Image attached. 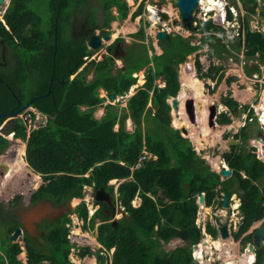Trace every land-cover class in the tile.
Here are the masks:
<instances>
[{"label":"trees","instance_id":"1","mask_svg":"<svg viewBox=\"0 0 264 264\" xmlns=\"http://www.w3.org/2000/svg\"><path fill=\"white\" fill-rule=\"evenodd\" d=\"M39 1L52 10L45 26L49 27L47 32L40 29L42 22L35 8ZM241 1L243 5H249ZM98 4L103 19L101 25H97L94 14L89 11L92 8L89 0L8 2L0 22V40L6 50L3 57L6 66L0 64V113L16 110L28 101L45 119V124L33 130L27 139L25 162L36 174L46 177L48 185L43 187L42 195L49 189L48 199L56 205L81 199L83 187L91 185L94 191L103 189L112 198L113 186L108 184L109 181L123 180L116 190V201L124 212L123 217L108 222L97 210L88 221V227L94 229L95 219H100V224L96 226V241L106 251L112 250L109 264H198L191 257V249L202 239L200 226L197 227L194 222L198 210L197 198L201 194L204 195L205 206L214 209L221 207L222 193L229 197L232 194L238 196L241 222L237 230L231 232L235 241L254 222L264 218L263 193L256 186V182L264 178V164L254 154L243 153L242 148L231 146L228 152L222 154L231 175L221 181L219 175L210 171L205 161L196 155L179 130L169 127L170 107L166 99L175 97L179 90L178 64L205 42L219 59L223 58L222 53L227 54L228 51L211 35L204 36L198 47L191 46L188 39L174 36L172 38L177 39V44L180 43L178 48L171 46L170 49H164L162 41H158L162 49L160 55L148 57L144 51L141 61L124 59L123 69L116 70V75H112V45L107 47L108 56L97 62L92 60L88 67L77 72L91 56L86 45L88 37L96 30L104 32L103 29L108 28L112 21L125 20L128 14L124 0H98ZM82 8H86V12ZM112 8L115 9L116 17L110 14ZM72 9L75 12L71 16L64 13ZM79 12L88 16L82 21V24L85 23L84 30L72 34V38H66L64 32L67 24L64 17L71 20ZM253 12L251 8L248 13ZM139 13L140 10H135L131 19ZM227 17L231 19L228 9ZM244 28L245 57L249 60L258 59L264 64L263 35L248 31L246 25ZM217 29L210 20L198 21L196 24V32L199 33H212ZM142 32L143 29H140L138 34L141 38ZM103 34L106 35L100 33V36ZM10 53L12 59H9ZM150 63L153 68L148 66ZM145 66L144 83L127 100L125 108L118 110L110 104L103 106L104 99L99 98L98 90L114 97L123 96L135 84L132 74ZM195 68L199 80L217 78V83L223 77L222 73L218 77L212 75L220 70L218 65H211L203 72L196 60ZM88 71L93 72V79L85 82L83 74ZM36 72L39 78L33 80ZM72 75L75 76L70 79ZM156 78H161L163 88L154 85ZM31 80L37 83L34 92ZM50 80L52 84L49 87ZM232 80L236 78L229 77L227 82ZM48 90V96L33 100ZM148 102L155 108L157 116L152 117L150 127L143 133L140 126L148 120L147 116L151 112L147 109ZM221 102L229 113L238 115V103L230 96H225ZM97 108L104 109V114L98 119L93 115ZM248 113L246 120H255L251 109ZM5 119L0 118V125ZM127 120L134 125L132 133L125 128ZM230 121L226 113H221L216 119L219 125H227ZM8 131L25 138L21 120L14 122ZM250 136L246 129H241L234 138L246 139ZM0 140V145L7 144L6 140ZM143 149L156 161L146 159L140 168L130 170ZM21 163L19 159L18 165ZM19 173L30 181L32 188L40 183L36 177L31 179L26 175L25 166L19 169ZM135 198L140 199L136 207L131 203ZM100 205L101 210L108 207L104 203ZM77 216L85 226L87 212L84 207ZM67 222L61 219L52 225L45 223L42 227L47 233L46 251L39 250L32 239L24 240L26 264H71L67 259L71 249L66 239ZM206 228L211 237H216L212 227L208 225ZM12 231L7 228V233L11 234ZM5 240L6 243H0V264H21L16 259L20 247L9 245V234ZM174 240H179V247L169 246ZM250 241L251 234L244 236L240 242L242 248ZM87 254L90 255L87 248L81 250V256ZM255 257L254 264H262L264 248L257 250Z\"/></svg>","mask_w":264,"mask_h":264},{"label":"rangeland","instance_id":"2","mask_svg":"<svg viewBox=\"0 0 264 264\" xmlns=\"http://www.w3.org/2000/svg\"><path fill=\"white\" fill-rule=\"evenodd\" d=\"M10 0H3V3L0 4V10L5 9L7 7L8 2ZM125 1V0H124ZM175 0H128V6L130 9H128L127 18L125 21H114L111 22L110 28H104L101 33H109L111 35V41H105L104 45L97 48V50H88L91 52V56L85 60V64L81 67V71L84 67H88L90 65V62L92 60L99 61L102 60L104 56H108V50L107 47L112 45V62H113V69H112V75H116V70L123 69L124 66V59L121 57L124 53H127L126 59L129 61H141L144 58L143 52L144 50L147 51L148 57H150L152 54L159 55L160 49L159 45L156 41V30H160L165 26L167 29L164 31L166 34H169L170 36H179L182 39H188L190 42V45L192 46H199L204 36H214L216 40H218V43L225 46V49L228 51L227 54L222 53L223 58L219 59L216 56L212 54V49L209 46L207 42L204 43V45L201 48H198L197 50H194L191 55L186 57L184 63L182 65L177 66L176 71L178 72V79L180 81L181 78V84L182 85V75L184 73L186 74H193V76L197 77L196 74V68H195V62L196 60L199 62L200 66L202 67V71L206 72L211 65H218L220 66V70L217 73H214L215 77H218L221 73L223 74V77L220 81L216 83V79L211 80L208 78H204L199 80L202 85V92L204 95L208 96L207 99L209 103L207 105H210L211 103H214L219 106L218 109H220V113L226 111V109L219 104V100L224 98L225 96L231 95L237 97L238 99V115L231 116V122L229 125H227V128L219 127L218 125L216 128L208 127L207 125V105H202L201 101H194V109H195V116H196V123L191 124L187 116L184 112V107L182 103V109H183V117H185V121H181L179 125L175 121H173L175 113L171 110L169 118L170 126L173 129H178L179 132L181 131V128L186 126L187 124L188 128L185 127L187 130V136H182L187 139L190 147L195 151L196 155L199 156L201 159L205 160V164L209 166L210 171H216L217 174L220 177V180L223 181L226 179L225 177H222L219 174V171L222 170L221 165L222 163L218 164L215 163L213 160L214 158H220L219 154L222 152L229 151L230 147L225 146V142L229 140H236L237 143L233 146L242 148L243 153H251L255 155L256 159H260L264 164V119L260 117L256 111L257 106L259 105V102L261 100V97L264 96V64L260 63L258 59L256 60H249L245 57V50H244V35L246 33V29L244 28L245 25L250 32L260 33L264 37V0H252V2L249 0H243L245 3L249 4L248 6L243 5L241 0H216L219 4L216 7L217 10L215 11H207L206 15H203V11L205 10V7H201V9H196L194 15H193V25L196 26L198 21L203 20H210L213 25H215L218 29L214 30L212 33H199V32H190L186 29L185 25L181 23V20L179 18L178 11L174 4ZM221 1V2H219ZM91 3V10L95 16V22L97 25H101L102 23V13L100 6L98 4V0H89ZM126 3V2H125ZM254 3V5L252 4ZM222 5V6H221ZM36 6V5H35ZM226 6V8H229L230 12H232L231 19L229 20L228 17L224 18L223 14V7ZM34 8V5H33ZM36 12L39 14L40 17V29L42 32H47L49 30V27H45L46 23L50 20V16L52 15V10L48 9L45 4L41 3L39 1V4L37 5ZM136 9L140 10L139 17H136L135 19H130V16L132 15L133 11ZM253 9V13H248L249 9ZM146 9L153 10L154 15L156 17L151 20L147 21L148 17H152V14H149ZM83 12H86V8L81 9ZM247 10V11H246ZM75 12V9L70 10L69 12L64 11V13L69 14L70 16ZM3 12L0 14V20L2 18ZM116 17L115 9H111V13ZM220 16L222 18H220ZM84 14L77 13L75 18L73 17L71 20L64 17L65 23L67 24V30H65L64 35L66 38H72V34H77L78 31H83L85 27V23L83 21V18L85 19ZM139 21H138V20ZM136 21V23H134ZM222 21V22H221ZM135 24L136 31L134 33L126 34L128 29H130L131 25ZM144 24V25H143ZM124 26V27H123ZM130 26V27H129ZM129 27V28H128ZM154 27V28H153ZM123 28V29H122ZM140 29H143V37L141 38L138 34L140 33ZM120 31H123V35H120ZM135 37L131 36L133 34H136ZM100 34V32H99ZM168 37V36H167ZM165 38L161 40L163 48L164 49H170L171 46H175V48H178L180 43L177 44L176 38ZM112 38H116V40L112 41ZM216 40L212 39L213 42H216ZM123 43V44H122ZM122 44V45H121ZM118 45L119 49L114 52L115 46ZM232 47L238 48V50H234ZM181 48V47H180ZM151 49V51H148ZM11 53L9 54V56ZM115 55V56H114ZM35 60L37 61L36 55L33 56ZM257 57V56H256ZM12 55L9 59H12ZM4 59V58H3ZM7 59V61L9 60ZM125 59V60H126ZM0 64H2L4 67L6 66V59L5 63L1 61V55H0ZM149 67L153 68V64L150 63L148 65ZM91 67V66H90ZM89 67V69H90ZM257 67V68H256ZM147 69V66L143 67L142 70L134 74L135 78V84L134 85H140L138 84V81L141 80V84L144 82V75L145 71ZM73 76V75H72ZM71 76V77H72ZM70 77V79H72ZM84 81L88 82L93 79V72L88 71L83 74ZM229 77H234L236 80H232L230 83L227 82V79ZM39 78L38 72L34 74L33 80H36ZM31 80V89L33 88V92L37 89V83ZM161 78H156L154 81V85L162 84ZM247 89H250V91H247ZM129 90V89H128ZM187 91V90H185ZM239 91V92H238ZM241 92V94H240ZM132 90L127 91L125 95H123V99L120 97H117L118 102H110L107 100V96L104 97V104H110L112 105L113 102L115 103L113 107L115 109H122V105L127 102L129 96L131 97ZM98 95H104L102 91L98 90ZM194 95V94H193ZM191 95L184 98L183 102L190 98ZM242 97L245 99V101L239 102V100L242 99ZM242 107H246L245 110H243ZM34 108L27 107L23 109L19 115L16 117H11L9 119H5L2 124L0 125V138L3 140L8 139L9 144V138L7 136L8 130L12 128L14 122L20 120V116H23L24 111ZM98 109L103 108H97L93 115L95 118H100V111H97ZM251 109V112L253 113L252 117H255V120L252 121L246 120V117H249V110ZM104 110V109H103ZM205 114V124L203 125L200 120L201 112ZM218 116V115H217ZM176 117H180L179 115H176ZM164 117H162L163 119ZM218 118V117H217ZM216 118V119H217ZM152 117H149L147 121L142 122L140 129L145 131L147 127H150ZM262 120V121H260ZM20 122V121H19ZM20 124V123H18ZM184 125V126H182ZM21 126V125H20ZM206 127L209 129V134L206 136L203 133V129ZM125 128L127 131L132 133L134 131V125L130 120L126 121ZM116 129V128H115ZM241 129H246L247 133L250 134V138H238L235 139L234 135L238 134ZM27 133V132H26ZM31 133V132H30ZM194 134L193 137L191 135ZM30 135V134H29ZM27 134V139L29 137ZM222 135H228V140H224ZM142 136V135H141ZM206 136V137H205ZM230 136V137H229ZM143 137V136H142ZM193 139H196L193 140ZM26 140V139H25ZM1 141V140H0ZM143 144V139H142ZM10 145V144H9ZM1 146V145H0ZM239 150V148H238ZM143 151L139 155L136 162H138L141 157H143ZM148 154V157L150 158L152 162L156 161V158L149 154V152H145ZM25 152L23 151L21 153V157L24 156ZM261 154V155H259ZM9 153L6 152V148L0 149V157L2 158H8ZM11 158V157H10ZM208 160V161H207ZM16 161V160H15ZM222 161V160H221ZM135 162V163H136ZM12 166L13 160L10 161ZM134 163V164H135ZM211 163H214L217 167L212 166ZM23 163L18 165V162L14 165L15 167L10 169L8 176H12L9 178L4 186L6 188L0 189V243H6V237L7 234V228L12 229V227H16L18 225V217L17 214L19 211H25V210H33L34 213L42 212L44 210V203L46 202L45 198L42 195L43 190H39V193H36L38 191V188L41 187V189L46 187L48 183H46V180L43 181V179L40 177V182L38 187L32 188L30 181L27 180V182H21L24 178L23 174L21 176L19 172V169L23 166ZM122 164V163H121ZM133 167V166H132ZM216 168V169H214ZM242 177L244 178V174L241 173ZM88 176V173L86 177ZM113 184V183H111ZM93 186V185H92ZM92 186H89L87 189H85L83 193V197L81 199H77L75 202L71 200L70 202H67V205L69 207V211L63 213L61 216L62 221L67 222L65 227L68 230L67 234V241L71 245V249L68 252V262L71 264H109L111 259V253L112 250L106 251L104 248H102L96 241V226L100 224V219H95L94 229H90L88 227V221L92 217V215L99 210L100 215L104 218V220H107L108 222H113L116 220H119L123 217V211L119 207L116 196L113 194V197L110 198L108 195L107 200H104L102 197H100V200L96 199V192H94L91 188ZM116 186V185H115ZM256 186L259 188L263 198H264V178L260 179L258 182H256ZM32 189V190H30ZM5 191V193H4ZM30 194V196L34 197L33 201L35 204L33 206L32 202H28L21 199V196ZM41 192V193H40ZM4 193V194H3ZM103 193H106L103 190ZM27 194V195H28ZM223 194V193H222ZM102 196V194H101ZM105 196V195H104ZM234 200L230 202V205L228 208H222L221 207H210L213 210L206 209L205 207H201V210H198L197 217L195 218V224L196 226L203 224L207 227L208 225L212 227L216 231V237H211L209 233L207 232V228H200L201 234L204 235V238L201 239L200 245L204 246V242L208 241V249H206V246H204V252L202 253L201 258L199 259L200 264H243L241 260L242 255L247 250V245L242 248V244L240 243L244 236L247 235L249 229L246 233H244L242 236L239 237L238 240H233L231 237V232L237 230V226L240 224V212L237 210V207H239L240 200L238 196L235 194ZM236 199V200H235ZM138 200V199H137ZM136 199L132 201V206H137ZM239 201V202H238ZM99 205H98V204ZM106 204L108 206L107 208H103L101 210L100 204ZM50 205V204H49ZM86 209L87 212V220L84 226V223L80 219H78V211H81L83 207ZM203 206V205H201ZM233 206V207H232ZM109 208V209H108ZM234 210H237V212H234ZM203 212V213H202ZM202 213V214H201ZM202 219V220H201ZM229 219H232L233 224L238 222L235 226L232 224V222L228 223ZM264 220V219H263ZM261 220V221H263ZM225 223V224H224ZM223 225L228 226L229 230V237L225 240H230L234 242L233 246H230L228 248L220 247L218 244L220 242H223L218 233V229ZM254 227V225H252ZM75 230V231H73ZM74 232L76 234H74ZM46 236L47 233H44V236L41 240L37 241L36 247L39 248L41 251H46ZM31 239L28 236H25L23 239H18L15 242H9V245H16L17 247H20V252L16 255V259L21 262V264H26V250L21 249V247L24 246V240ZM206 239V240H205ZM213 244V245H212ZM170 247H179L180 242L179 240H174L169 243ZM87 248L89 250V254L85 256H81V250ZM264 248V246L262 247ZM209 252V253H208ZM256 253V252H255ZM192 259H194V253L192 254ZM107 259V261H106ZM92 260V262L90 261ZM195 260V259H194ZM255 261V259H254ZM109 262V263H108ZM251 263V261H249ZM254 263V262H253ZM42 264H49L48 262H44ZM264 264V259L263 263Z\"/></svg>","mask_w":264,"mask_h":264},{"label":"water","instance_id":"3","mask_svg":"<svg viewBox=\"0 0 264 264\" xmlns=\"http://www.w3.org/2000/svg\"><path fill=\"white\" fill-rule=\"evenodd\" d=\"M3 3V0H0V4ZM175 7L177 8L178 14L180 16V20L183 24H185L186 29L190 32H195L196 27L193 25V12L197 7L198 0H175L174 1ZM167 37V34L164 31H160L156 35V39L158 41L163 40ZM110 39V34L105 35L102 39L99 38L98 35H91L88 37L87 40V46L92 49V50H97L98 47L102 45L103 42L108 41ZM52 81V80H51ZM51 84L49 85V87ZM50 91L48 90L43 96H37L34 98V100L48 96ZM107 99L109 102L114 101V96L111 94L107 95ZM31 102L26 103L23 107L18 108L16 110L9 111L7 113H0V118H13L16 117L23 109L29 107ZM178 103L177 100L172 99L171 100V107L172 109H176ZM184 112L188 118V121L192 124L195 123V114H194V107H193V101L191 99L185 101L184 103ZM216 116V111H215V106H211L208 109L207 113V124L208 126L215 128V117ZM181 133L183 135H187V131L183 128L181 129ZM19 139L14 140L10 145L9 144H4L0 146V149L6 148V152L9 153L8 158H2L0 157V186L4 182L5 178L8 176L9 173V166H10V161H12V158L17 155V149L15 147L16 144L19 143ZM18 142V143H17ZM237 143L236 140H229L225 142L226 147H231ZM11 157V158H10ZM219 174L225 178L230 176V171L228 169H223L219 171ZM99 194V197L97 196ZM103 196V189H100L98 192H96V199L100 200L101 195ZM107 195L103 196L102 198H107ZM46 202L44 203V212H38L34 213L33 210H29L25 212V215L27 217L26 221L24 218H21L20 220V225L21 227L25 230L28 235H31L32 231L36 229L37 224H41L42 221L45 218H49L52 220V217L55 216L54 214H63L65 212L69 211L68 205L61 204L57 208H53L48 200H45ZM49 202V203H47ZM197 202L199 205L204 204V195L201 194L197 198ZM229 207V196L224 193L223 194V201H222V208H228ZM255 229L251 233V241L249 245L247 246V251L249 253H253L255 257V252L262 248L264 246V220L259 222L258 224L255 225ZM219 237L220 239H228L229 237V232L227 230V225H222L218 229ZM21 235V229L20 227H16L12 233L9 235V240L11 242H15L17 238ZM196 246L192 247V251H195Z\"/></svg>","mask_w":264,"mask_h":264},{"label":"bare ground","instance_id":"4","mask_svg":"<svg viewBox=\"0 0 264 264\" xmlns=\"http://www.w3.org/2000/svg\"><path fill=\"white\" fill-rule=\"evenodd\" d=\"M219 2H221V1H219ZM200 4H203L204 5V7H205V9L207 10V11H215V10H217V6H218V2L216 1V0H201L200 1ZM220 5V4H219ZM222 6V5H221ZM3 12V9H1L0 10V14ZM154 28V27H153ZM181 82V78H180V81H179V83ZM142 82H141V80L140 81H138V84H141ZM181 84V83H180ZM181 90H180V92H179V96H177L178 98H177V102H178V110L177 111H174L173 113H175V116H174V119H173V121H175L176 123H177V125H179L180 124V122L181 121H184V122H186L185 121V117H183V109H182V103L184 104V102H183V100H184V98H186L187 96H189V95H191L190 96V98L191 99H193V100H195V101H198V100H200L201 101V104L202 105H204L205 103H206V100H204V99H206V96L203 94V92H202V85H201V82L195 77V76H193V74L191 75V74H186V73H184L183 75H182V85H181ZM185 90H187V91H185ZM247 91H250V89H247ZM194 94V95H193ZM220 110V109H219ZM256 111H257V113H258V115L260 116V117H262L263 119H264V96L263 97H261V100H260V102H259V105L257 106V108H256ZM176 115H179L180 117H176ZM201 117H202V119L200 120V122L204 125L205 124V114L203 113V111L201 112ZM260 121H262V120H260ZM182 126H184V125H182ZM186 127V126H185ZM209 129H207L206 127H204V129H203V133H204V135H208L209 134ZM194 136V134H192L191 135V137H193ZM205 136V137H206ZM18 143V142H17ZM15 147H16V149H17V155L16 156H14L13 158H12V160H13V163H12V166L11 167H9L10 169H12V168H14L15 166V162L17 161H19V159H20V155H21V153L23 152V145L22 144H20V143H18V144H16L15 145ZM16 160V161H15ZM215 163H217V160H216V158H215V160H213ZM214 167H217L214 163H211ZM10 165H11V163H10ZM23 166H24V164H22ZM19 173V172H18ZM21 174V173H20ZM234 197V196H233ZM236 200V199H235ZM74 202L76 201V200H73ZM239 202V201H238ZM233 207V206H232ZM206 211V210H205ZM203 213V212H202ZM201 213V214H202ZM202 220V219H201ZM73 231H75V230H73ZM76 232V231H75ZM74 232V234H76ZM206 240V239H205ZM208 241H205L204 242V246H206V249H208V243H207ZM206 243V244H205ZM213 245V244H212ZM218 246H220V244H218ZM203 251H204V248L202 247V245H200L199 243L196 245V248H195V251H194V256H195V258H201V256H202V253H203ZM246 252H247V257H246V255H242V259L243 260H241L242 262H243V264H250V262L249 261H251V262H253V260L252 259H254V255H253V253H249L247 250H246ZM209 253V252H208ZM245 258H246V260H245ZM91 262H92V260H90ZM227 264H230V263H227Z\"/></svg>","mask_w":264,"mask_h":264},{"label":"crops","instance_id":"5","mask_svg":"<svg viewBox=\"0 0 264 264\" xmlns=\"http://www.w3.org/2000/svg\"><path fill=\"white\" fill-rule=\"evenodd\" d=\"M127 18V17H126ZM131 19V18H130ZM135 19V18H134ZM126 20V19H125ZM125 20H123V21H125ZM138 20V19H137ZM115 21H119V20H115ZM139 21V20H138ZM112 22H114V21H112ZM134 23H136V21L134 22ZM111 24V23H110ZM110 24H109V28H110ZM144 25V24H143ZM185 25V24H184ZM124 27V26H123ZM130 27V26H129ZM128 27V28H129ZM186 27V26H185ZM123 29V28H122ZM136 31V26H135V24H132L131 25V27H130V29H128V31H127V33L126 34H130V33H134ZM144 31V30H143ZM99 32L101 33L102 32V30H96L95 31V35H99L100 36V34H99ZM120 35H123L124 33H123V31H120V33H119ZM93 35V34H92ZM135 35L136 34H133V35H131V36H134L135 37ZM169 34H167V36H168ZM91 36V35H90ZM101 36H104V34L103 35H101ZM171 38H172V36H170ZM110 41H111V37H110V39H109ZM113 40H116V38L114 39V38H112V41ZM156 41H157V44H158V40L156 39ZM161 41V40H160ZM123 44V43H122ZM121 44V45H122ZM159 45V44H158ZM192 46V45H191ZM159 49H160V54L162 53V49H161V47H159ZM144 51H146V50H144ZM148 51H151V49H149ZM146 54H147V51H146ZM159 54V55H160ZM129 55V54H128ZM127 55V53H124L123 54V56L121 57L122 59H126V57L128 56ZM157 55V54H156ZM191 55V54H190ZM148 56V55H147ZM189 56V55H188ZM187 56V57H188ZM186 59V58H185ZM185 61V60H184ZM97 62V61H96ZM184 62H182V63H180V64H178V66L179 65H182ZM81 69V68H80ZM79 69V70H80ZM177 72V71H176ZM134 74H136V73H134ZM134 74H132V76H134ZM197 78V77H196ZM198 79V78H197ZM177 80H178V83H179V79H178V72H177ZM162 81V80H161ZM144 83V82H143ZM162 84H158L157 86L159 87V88H163L164 87V83L163 82H161ZM143 84H140V85H132L130 88H129V90L128 91H130V89L132 90V94L134 95L135 93H136V91L142 86ZM180 90H181V88H180V83H179V90H178V92H177V95L175 96V97H169L168 99H166V104L170 107V110H169V117H171L172 115H173V113H172V115L170 116V112H171V110L172 111H177L178 110V105H177V107H176V109L174 110V109H172V107H171V100L172 99H175V100H177V96H179V92H180ZM100 91H102L103 92V94L104 95H98L99 96V98H103L104 99V97H106L107 96V94H106V92H104L103 90H100ZM239 92V91H238ZM127 93V92H126ZM125 93V94H126ZM124 94V95H125ZM240 94H241V92H240ZM133 95H131V96H133ZM206 96V95H205ZM117 97H120L121 99H123L122 97L123 96H117ZM117 97H114V102L116 103V102H118L117 100H115V99H117ZM129 98H130V96H129ZM128 98V99H129ZM209 97L208 96H206V99H204V100H206V103H205V105H207L208 103H209V101L207 100ZM231 98L234 100V101H236L237 103H238V99H237V97H235L234 95L232 96L231 95ZM189 99H191V98H187L185 101H187V100H189ZM192 101H193V99H191ZM245 101V99L242 97V99L241 100H239V102H241V101ZM185 101H184V103H185ZM113 102V104L112 105H114L115 103ZM110 103V102H109ZM178 103V102H177ZM219 104H220V106H222V107H224L225 109H226V111H224V112H221V113H226L229 117H231V116H233L231 113H229V111H228V109H227V107L225 106V105H223L222 104V102H221V100H219ZM104 105H107V103L106 104H104ZM103 105V106H104ZM125 105H126V103H124L122 106V108H125ZM208 107H207V113H208V109H209V107H211V106H215V111H216V118L217 117H219L220 116V111L221 110H219L218 108H219V106L218 105H216V104H214V103H211L210 105H207ZM183 107H184V104H183ZM193 107H194V101H193ZM147 109L148 110H150L151 112H150V115L149 116H147V117H156L157 116V113H156V111H155V108H152L151 107V103L150 102H148V104H147ZM97 111H100V115H99V117H101L103 114H104V110L103 109H98ZM194 114H195V109H194ZM218 115V116H217ZM231 115V116H230ZM162 117H164V116H162ZM207 117V116H206ZM236 117V116H235ZM216 118H215V120H216ZM188 119V118H187ZM231 119V118H230ZM231 122V121H230ZM195 123H196V116H195ZM194 123V124H195ZM192 124V123H191ZM215 124H216V122H215ZM230 124V123H229ZM229 124H227V125H229ZM125 125H126V122H125ZM186 125V127L188 128V126H187V124H185ZM208 125V124H207ZM219 125V124H218ZM217 124L215 125V128L218 126ZM227 125H219V127H222V128H227L228 126ZM169 126H170V124H169ZM208 127H210V126H208ZM172 128V127H171ZM185 129V126L184 127H182L181 129ZM176 130H178V129H176ZM186 130V129H185ZM187 131V130H186ZM180 133H181V131H180ZM181 135L183 136V134L181 133ZM184 136H187V135H184ZM226 135H222V137H224L223 139L224 140H228V137L226 138L225 137ZM228 136V135H227ZM230 137V136H229ZM193 140H195L196 141V139H193ZM230 149V148H229ZM228 152V151H227ZM223 153H225V152H223ZM222 152L219 154L220 156V158H216V160H217V163L218 164H220V163H222V165H221V168L222 169H228L229 170V168H228V166H227V164L224 162V160L222 159V154H223ZM215 159V158H214ZM204 160V159H203ZM222 160V161H221ZM205 161V160H204ZM208 161V160H207ZM213 166V165H212ZM214 169H216V168H214ZM230 171V170H229ZM215 173H217V170L216 171H214ZM18 173V172H17ZM22 174H20V175H18V176H21ZM230 175H231V172H230ZM12 176H8V177H6L5 178V180H10L9 178H11ZM24 177V176H23ZM229 177H227L226 179H228ZM4 193H5V191H4ZM3 193V194H4ZM224 194V193H223ZM222 194V195H223ZM235 194H232L230 197H229V205H230V202H232L233 200H234V197H236V196H234ZM234 196V197H233ZM138 198H136V200H137ZM73 200H77V199H73ZM135 200V199H134ZM133 200V201H134ZM223 201V200H222ZM137 203V206L140 204V199H138L137 201H136ZM197 206H198V210H201L200 208L201 207H205V204H203V206H201V205H199L198 204V202H197ZM135 207H136V205H135ZM205 210L206 209H209L210 211L211 210H213L212 208H210V207H205L204 208ZM198 210H197V213H198ZM197 213H196V217L198 216L197 215ZM195 217V218H196ZM196 225V224H195ZM252 225H254V223L252 224ZM256 225V224H255ZM255 225H254V227H255ZM253 227V228H254ZM222 240V239H221ZM224 240V241H223ZM222 241L223 242H220V247H224V248H228V247H230V246H233L234 245V242H232V241H230V240H225V239H223ZM206 244V243H205ZM204 245V244H203ZM203 248H204V246H202ZM243 255H246V257H247V252L245 251V253L243 254ZM245 260H246V258H245ZM252 260H254V259H252ZM252 263V262H251ZM250 263V264H251Z\"/></svg>","mask_w":264,"mask_h":264},{"label":"clouds","instance_id":"6","mask_svg":"<svg viewBox=\"0 0 264 264\" xmlns=\"http://www.w3.org/2000/svg\"><path fill=\"white\" fill-rule=\"evenodd\" d=\"M198 3H199V0H198ZM126 6L128 7V9H130V7L128 6V4H126ZM6 8L7 7H5V9H4V11H3V14H4V12H5V10H6ZM198 8V4H197V7H196V9ZM177 9V8H176ZM196 9L194 10V12H193V14H192V16L194 15V13H195V11H196ZM199 9V8H198ZM227 9H228V11L230 12V10H229V8H226V6H224L223 7V14L222 15H225V18L227 17ZM135 10H137V9H135ZM134 10V11H135ZM134 11H133V13H134ZM211 12V11H210ZM132 13V14H133ZM3 14H2V17H3ZM230 14H231V12H230ZM232 15V14H231ZM136 17H139V16H136ZM135 17V18H136ZM130 18H131V16H130ZM179 18H180V16H179ZM134 19V18H133ZM132 19V20H133ZM207 21V20H206ZM0 22H2V18H1V20H0ZM196 27V26H195ZM107 34H109V33H107ZM106 34V35H107ZM93 35H95V34H93ZM99 36V35H98ZM105 36V35H104ZM104 36H99V38L100 39H102ZM110 37H111V35H110ZM104 43L105 42H103L102 43V45H104ZM86 45H87V43H86ZM101 45V46H102ZM88 47V46H87ZM89 48V47H88ZM90 49V48H89ZM90 50H92V49H90ZM4 62V61H3ZM75 76V75H74ZM74 76H72L71 78H73ZM50 84H52V81L50 80V83H49V85ZM108 100V99H107ZM29 107H31V104H30V106ZM34 108V107H33ZM35 109V108H34ZM20 114V113H19ZM18 114V115H19ZM6 119H9V118H6ZM25 130V129H24ZM24 135H25V138L23 139L22 137H18V136H16V134L14 133V132H12V131H8V134H7V136H8V138H9V144H11L14 140H16V139H19L20 141H19V143L20 144H22L23 145V151L25 152V147H26V142H27V133H26V130L24 131ZM26 139V140H25ZM6 141H7V144H8V139H6ZM150 158L148 157V160H149ZM20 160L22 161V163L24 164V166H25V168H26V170H27V174L26 175H28L31 179H33V178H37V180H39V178L41 177L42 179H43V181H45L46 180V177H44V176H42V175H40V174H36L30 167H29V165L25 162V154H24V156H22L21 157V155H20ZM260 160V159H259ZM133 166H134V164H133ZM130 170H136V169H133V167H131L130 168ZM223 170V169H222ZM32 176V177H31ZM8 177V176H7ZM223 177V176H222ZM27 180L28 179H24V181L25 182H27ZM8 181V179L7 180H4V182L2 183V185L0 186V189L1 188H6L5 186H4V184L6 183ZM43 181H41L40 183H42ZM123 180H111V181H109V185H111V186H113V194L115 195V196H117V194H116V190H117V187H118V185L122 182ZM46 183H47V181H46ZM111 183H113V184H111ZM116 185V186H115ZM38 186H40V185H38ZM37 186V187H38ZM92 186V185H91ZM89 186H85V187H83V192H85L84 190L85 189H87ZM93 187V186H92ZM43 189V188H42ZM41 189V187L40 188H38V191H36V193H39V190H42ZM92 190H93V188H91ZM30 190H32V189H30ZM100 190V189H99ZM99 190H96V191H94V192H98ZM103 195H108L107 193H104ZM109 196V195H108ZM110 198H111V196H109ZM46 199V198H45ZM136 199V198H135ZM46 200H48V199H46ZM49 201H51V200H49ZM132 203V202H131ZM135 207V206H134ZM121 208V207H120ZM239 208V207H238ZM264 219V218H263ZM263 219H261V220H263ZM261 220L260 221H257V222H254V225L255 224H258L259 222H261ZM256 227V226H255ZM255 227L253 228V226L251 225L250 227H249V231H248V233L247 234H251L252 233V231L255 229ZM228 230V229H227ZM204 238V235H202V239ZM17 241V240H16ZM198 244V243H197ZM197 244H195V245H193V246H196ZM199 244H200V242H199ZM249 245V243L247 244V246ZM192 246V247H193ZM21 249H24V246L23 247H21ZM193 251H192V249H191V253H192ZM255 256H256V254H255ZM192 257V256H191ZM254 259H256V257H254ZM194 260V259H193ZM196 261V260H195ZM197 262V261H196ZM253 262L255 263V261L253 260ZM251 263V264H254V263ZM198 263V262H197ZM199 264V263H198Z\"/></svg>","mask_w":264,"mask_h":264},{"label":"flooded vegetation","instance_id":"7","mask_svg":"<svg viewBox=\"0 0 264 264\" xmlns=\"http://www.w3.org/2000/svg\"><path fill=\"white\" fill-rule=\"evenodd\" d=\"M182 23V22H181ZM183 24V23H182ZM184 25V24H183ZM0 55H1V60L2 61H4V63H5V59H3V57L6 55V50H5V46H3L2 45V41L0 40ZM119 49V46L118 45H116L115 46V48H114V52H116L117 50ZM115 56V55H114ZM37 96H42V95H37ZM37 96H35V97H37ZM34 97V98H35ZM34 98H33V100H34ZM26 103H28V101L26 102ZM26 103H24L21 107H23ZM21 107H19V108H21ZM21 182H25L24 180L23 181H21ZM49 193H50V191H49V189L48 190H45L44 191V198H46V199H48V196H49ZM27 194H28V192H27ZM24 195V196H21V199L22 200H25V201H28V202H32V204H33V206L37 203L35 200H34V197L33 196H30V194H28V195ZM46 196V197H45ZM98 197H99V194L97 195ZM101 196V195H100ZM104 196V195H103ZM103 196H101V197H103ZM104 200H107L108 199V197L107 198H103ZM33 201L35 202V204L33 203ZM48 201H49V199H48ZM50 202V205L53 207V208H57V207H59L61 204H65V203H61V204H59V205H56L54 202H52V201H49ZM49 202H47V203H49ZM67 204V203H66ZM27 211H29V210H25V211H19L18 210V212H17V214L19 215V217H18V225L16 226V227H20V229H21V235L17 238V240L19 239H23L25 236H28L30 239H32V241L34 242V243H37V241L38 240H41L42 238H43V236H44V233H45V231L42 229V227L45 225V223H47L48 225H52L54 222H59L60 220H61V216L63 215V214H58V213H56V214H54L55 216H53L52 217V220H50L49 218H45L43 221H42V223L41 224H37L36 225V229L35 230H33L31 233V235H28V233H26L25 232V230L21 227V225H20V220H21V218H24L26 221H28L27 220V217L26 216H23V215H25V212H27ZM42 212H44V210L42 211ZM16 227H12V229L14 230ZM10 235V234H9ZM256 254V253H255Z\"/></svg>","mask_w":264,"mask_h":264},{"label":"built area","instance_id":"8","mask_svg":"<svg viewBox=\"0 0 264 264\" xmlns=\"http://www.w3.org/2000/svg\"><path fill=\"white\" fill-rule=\"evenodd\" d=\"M127 1L128 0H125V2H126V4H128L127 3ZM200 1L201 0H199V3H198V8L199 9H201V7H203V4H200ZM136 9V8H135ZM147 10V12L149 13V14H152V17H148L147 18V21H151L152 19H153V17L155 18L156 17V15H154V11L153 10H149V9H146ZM207 14V10L205 9L204 11H203V15H206ZM231 14H232V12H231ZM224 16V18L222 19V21L225 19V15H223ZM222 16V17H223ZM221 16H220V18H222ZM206 20H203V22H205ZM221 21V22H222ZM166 27L165 26H163V28L162 29H160V30H156V33H155V36L157 35V33L158 32H160V31H166ZM20 118V120H21V123H22V127L26 130V132H27V134L29 135L30 134V132H32L33 130H36L37 128H39V127H41V126H43L44 124H45V119L43 118V116L42 115H40V113H38L37 112V110L36 109H33V110H31V109H28V110H26V111H24V113H23V116H20L19 117ZM146 159H148V154H146L145 152H143V157H141V159L138 161V162H136L135 164H134V166H133V169H138V168H140V166H141V163L144 161V160H146ZM237 210H238V207H237ZM237 210H234V212H237ZM240 217V220H241V216H239ZM230 222H232V219H229V221H228V223H230ZM234 222V221H233ZM233 222H232V224H233ZM239 222V221H238ZM238 222H236V223H234L233 225L235 226ZM198 226H200V225H198ZM197 226V227H198ZM205 225L203 224L202 226H200V228H204V231H205ZM227 229H228V226H227ZM228 232H229V230H228ZM203 235H206V234H203ZM204 252V251H203ZM194 253V251L192 252V254ZM195 257V256H194ZM198 263H199V259L198 258H194ZM200 264V263H199Z\"/></svg>","mask_w":264,"mask_h":264}]
</instances>
